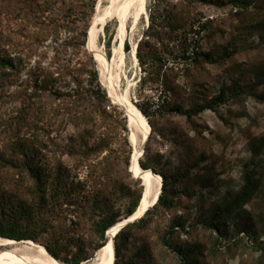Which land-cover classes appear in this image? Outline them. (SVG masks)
<instances>
[{
	"label": "rangeland",
	"instance_id": "374dc122",
	"mask_svg": "<svg viewBox=\"0 0 264 264\" xmlns=\"http://www.w3.org/2000/svg\"><path fill=\"white\" fill-rule=\"evenodd\" d=\"M109 4L98 0L88 32L97 9L102 13ZM118 26L117 19L109 20L97 37L109 60L119 46ZM193 32L200 35L197 43L189 40ZM126 38L120 91L130 85V100L145 111L152 130L139 161L155 169L163 184L166 178L173 207L159 206L145 224L125 231L123 262L183 264L174 252L180 249L194 264H264V149L254 151L264 137V0H147V15L135 28L128 20ZM86 48L109 99L104 110L88 124L62 131L38 124L40 129L21 134L46 156L42 164L52 169L50 180L58 164L74 178L77 191L68 204H47L42 193L28 188L30 182L15 203L31 209L34 220L48 222V232H35L37 241H31L44 248L49 243L62 260L81 250L91 254L103 243L94 227L102 213L109 209L124 221L133 198L144 192L131 171L134 146L126 109L109 95L95 54ZM18 105L11 100L0 110L2 151L4 127ZM176 107L195 115L189 120L172 111ZM92 149L102 151L84 159ZM123 158H129L128 171ZM47 176L44 172L43 180ZM246 176L256 189L251 201L227 213ZM72 240L74 247L65 250L62 245Z\"/></svg>",
	"mask_w": 264,
	"mask_h": 264
},
{
	"label": "trees",
	"instance_id": "16d2710c",
	"mask_svg": "<svg viewBox=\"0 0 264 264\" xmlns=\"http://www.w3.org/2000/svg\"><path fill=\"white\" fill-rule=\"evenodd\" d=\"M97 2L98 0H0V110L11 100L19 102L16 107L17 115L4 127L7 142L4 150H0V238L17 242L37 241L35 232L47 233L49 230L48 222L33 219L31 209L15 205L26 182L32 183L28 188L43 194L42 199L47 204H68L75 196L77 190L73 184L74 178L70 179L66 175L64 166L56 165L53 180H50L52 169H47L42 164L46 156L38 148L29 146V140L21 134L24 129H40L38 124H44L41 130L47 131L54 127L62 131L70 125L76 127L88 124L109 103L107 94L99 83L94 58L86 48ZM239 6L241 10L248 8L243 4ZM50 53L52 58H49ZM46 62L47 66L44 65ZM224 97L225 92H222L218 99L223 101ZM172 111L189 120L195 115V112L181 107ZM141 112L146 115L144 110L140 111L144 116ZM258 141L254 146V151L257 149L255 154L264 149V137ZM100 151L102 149L88 150L84 159H89L90 155ZM69 153L77 155L74 151ZM122 161L125 171H128L129 158H123ZM139 163L143 170H151L146 162ZM44 172L48 175L45 180ZM163 178V191L158 203L142 219L126 226L116 235L114 264H128L121 258L126 242L125 231L145 224L151 210L159 206L168 209L173 207L166 178ZM79 187L80 185L78 190ZM255 190L251 178L246 176L242 191L227 206V213L248 204ZM177 194L174 191V198ZM142 196L143 193H140L137 198H133L124 220L134 215ZM122 221L119 214L109 209L102 213L101 220L94 227L103 243L91 254L81 250L62 260L60 252L49 243L44 244L45 249L55 260L64 264H82L106 244L108 230ZM73 241H66L62 246L69 250L74 247ZM164 244L173 247L167 241ZM174 252L180 256L183 264H194L192 257L184 251L178 249Z\"/></svg>",
	"mask_w": 264,
	"mask_h": 264
},
{
	"label": "bare ground",
	"instance_id": "6f19581e",
	"mask_svg": "<svg viewBox=\"0 0 264 264\" xmlns=\"http://www.w3.org/2000/svg\"><path fill=\"white\" fill-rule=\"evenodd\" d=\"M110 4L101 13L99 8L94 18L89 32L88 48L95 54L96 61L104 76L106 86L111 98L121 104L128 114L130 131V141L134 146V153L131 161L132 173L139 177L145 188L143 201L138 206L134 215L129 219L140 218L144 212L152 206L154 200L160 194L163 183L161 176L152 174L150 170H143L140 166V157H143L142 146L144 140L151 133V127L148 120L142 116L139 110L131 102L129 97V88L122 93L120 82L124 73L125 51L124 45L127 33V22L133 19V28H135L143 15H147V0H109ZM111 19L119 21L117 39L119 46L113 51V59L109 60L97 45L98 34L104 29L106 23ZM99 39V38H98ZM137 46V45H136ZM136 46L133 51V58L136 65L138 59L136 56ZM99 72V70H98ZM127 76V75H126ZM127 79V78H126ZM141 202V201H140ZM123 222L117 223L107 232L106 244L97 252L96 258L91 264H113L115 260V250L113 246V237L123 225ZM0 264H61L55 260L47 250L32 241L16 242L14 240L0 238ZM86 264V263H82Z\"/></svg>",
	"mask_w": 264,
	"mask_h": 264
},
{
	"label": "water",
	"instance_id": "95a60500",
	"mask_svg": "<svg viewBox=\"0 0 264 264\" xmlns=\"http://www.w3.org/2000/svg\"><path fill=\"white\" fill-rule=\"evenodd\" d=\"M88 35H89V32H88ZM150 135H151V133H150V134L147 136V138L144 140V144H143V146H142L143 153H144L145 145L148 143V140H149V138H150ZM150 171L152 172V174H155V175H156V173H155L154 171H152V170H150ZM134 176H135V175H134ZM135 177L138 178V179H140V178L137 177V176H135ZM140 180H141V179H140ZM162 191H163V183H162V185H161L160 194L157 196L156 200H154V202L152 203V206H151L150 208H148L140 218H135V219H129V218H127V219H125L124 222H123V225H122V227L120 228L119 231H121L122 229H124L126 226H128V225H130V224H133L134 222H136V221L142 219V218L146 215V213H147L150 209H152V208L158 203L159 198H160V196H161V194H162ZM144 194H145V188H144V192H143V196H142V197H144ZM142 201H143V199H141L140 205H141ZM140 205H139V206H140ZM118 233H119V232H118ZM118 233H117V234H118ZM117 234H116V235H117ZM116 235H114V237H113V238H114V239H113L114 250H115V237H116ZM106 237H107V233H106ZM16 242H17V241H16ZM115 259H116V258H115ZM114 263H115V260H114L113 264H114Z\"/></svg>",
	"mask_w": 264,
	"mask_h": 264
},
{
	"label": "built area",
	"instance_id": "2783aa9c",
	"mask_svg": "<svg viewBox=\"0 0 264 264\" xmlns=\"http://www.w3.org/2000/svg\"><path fill=\"white\" fill-rule=\"evenodd\" d=\"M189 40H190V42L197 43L200 40V35L193 32L190 34ZM190 50H191L190 53L193 55V52L195 50V46L193 45Z\"/></svg>",
	"mask_w": 264,
	"mask_h": 264
}]
</instances>
